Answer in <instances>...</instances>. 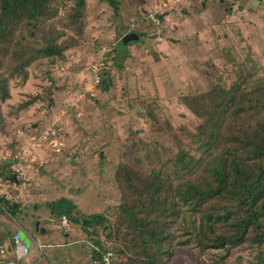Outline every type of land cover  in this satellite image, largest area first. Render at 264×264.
Returning a JSON list of instances; mask_svg holds the SVG:
<instances>
[{"label": "rangeland", "instance_id": "1", "mask_svg": "<svg viewBox=\"0 0 264 264\" xmlns=\"http://www.w3.org/2000/svg\"><path fill=\"white\" fill-rule=\"evenodd\" d=\"M118 1L114 20L105 2L85 0L79 35L57 24V44L71 46L60 57L33 62L25 81L8 79L10 96L0 103V198L20 206L15 218L0 212V232L7 245L19 230L39 238L44 246L41 253L34 246L38 264H59L47 245L66 233L60 244L68 251L66 264L89 259L88 237L72 225L61 228L47 204L66 198L84 214L109 212L114 218L121 197L113 177L119 164L149 173L178 156L195 167L202 163L187 147L197 122L181 97L227 88L242 77L252 89L264 79V0H191L172 10L161 0ZM71 7L73 1L62 3L54 22ZM161 10L168 15L156 28L151 16ZM121 25L144 35L120 48ZM25 34L27 42H40L37 33ZM101 58L113 80L109 92L92 82L91 69ZM5 77L7 67L0 69V80ZM195 219L184 214L179 238H188L184 226ZM34 225L44 232L34 234ZM29 237L24 236L31 242ZM224 254L200 253L190 241L176 247L168 264H264L249 243Z\"/></svg>", "mask_w": 264, "mask_h": 264}, {"label": "trees", "instance_id": "2", "mask_svg": "<svg viewBox=\"0 0 264 264\" xmlns=\"http://www.w3.org/2000/svg\"><path fill=\"white\" fill-rule=\"evenodd\" d=\"M69 1L73 7L54 22L59 6ZM102 1L117 20L119 1ZM84 8L85 0H0V69L7 67V77L0 80V103L9 99L8 79L25 81L33 62L60 57L71 46L57 44L61 33L56 25L81 34ZM24 31L30 37L37 33L40 42H27ZM116 32L121 38L130 33L122 25ZM136 35L140 39L144 33ZM112 86L105 73L98 87L109 92ZM181 101L197 122L187 147L203 158L199 167L179 156L149 173L119 164L113 177L121 197L114 218L109 212L84 214L66 198L47 204L53 217L66 216L97 248L89 245L93 264H100L107 252L112 253L111 264H168L176 247L190 241L200 253L220 250L224 256L249 243L259 249L264 263V79L247 89L242 77L227 88L215 86ZM19 211L20 206L0 198L1 213L15 218ZM188 213L198 224L184 226L188 238L183 240L176 232Z\"/></svg>", "mask_w": 264, "mask_h": 264}, {"label": "built area", "instance_id": "3", "mask_svg": "<svg viewBox=\"0 0 264 264\" xmlns=\"http://www.w3.org/2000/svg\"><path fill=\"white\" fill-rule=\"evenodd\" d=\"M191 0H161L160 4L164 8H167L172 10L173 8ZM160 7V5H159ZM161 8V7H160ZM158 13H167V10H161ZM151 20L153 22V25L156 28L161 27V20L155 16H151ZM158 39L161 40V37L157 35ZM106 58H101V63L95 65L92 67V82L94 85L98 86L103 78V75H105V61ZM60 227L63 229H70V223L66 216H61L59 219ZM90 245V244H89ZM92 249L97 251V248L95 246L90 245ZM40 248V246H38ZM28 255V248L26 245L21 241L20 235L18 232H14L10 236V244L9 248L0 247V264H22V261L27 257ZM111 258L112 253L107 252L102 256V259L100 260V264H111Z\"/></svg>", "mask_w": 264, "mask_h": 264}, {"label": "crops", "instance_id": "4", "mask_svg": "<svg viewBox=\"0 0 264 264\" xmlns=\"http://www.w3.org/2000/svg\"><path fill=\"white\" fill-rule=\"evenodd\" d=\"M168 15V13H166V16ZM165 16V17H166ZM163 19H165V18H163ZM161 45V44H160ZM160 45H159V47H160ZM10 216V215H9ZM37 226V225H36ZM55 228H56V226H54ZM16 232H18L19 233V235H20V239H21V241L26 245V247L28 248V255H27V257L22 261V264H38L39 263V260H35L34 259V256H36L37 255V253H35V248H34V246H36V248L38 249V251H39V253H41V249H42V247L44 246V245H42L39 241H38V239L39 238H31V237H29V233H27L26 231H23V230H19V231H16ZM44 232V230H41V229H39L38 228V226L36 227V229H35V226H34V234H38V233H43ZM3 233L2 232H0V247H5V248H9V244L7 245L6 243L5 244H3L4 243V241H3ZM24 236H28L30 239H31V242H29V241H27L25 238H24ZM67 236H69V233H66V234H63V237L61 238V236L59 237V238H54V239H52L51 241H49L48 242V247H50V249L52 250L51 251V255L53 256V258H55L56 260H57V262L59 263V264H66V261H67V257L66 256H64V254H65V252L67 253L68 251L67 250H64V251H62L60 248L62 247V245H60L61 244V240L62 239H64V238H66ZM54 237H57V236H55L54 235ZM9 243H10V240H9ZM3 245H5V246H3ZM7 245V246H6ZM38 246H40V248L38 247ZM89 252V255H88V257H89V259L87 260V264H93L92 263V261H90L91 260V255H90V250L88 251ZM64 253V254H63Z\"/></svg>", "mask_w": 264, "mask_h": 264}, {"label": "water", "instance_id": "5", "mask_svg": "<svg viewBox=\"0 0 264 264\" xmlns=\"http://www.w3.org/2000/svg\"><path fill=\"white\" fill-rule=\"evenodd\" d=\"M165 16H166V13L165 14H160L157 17L158 18H164ZM153 37H156V36H153ZM138 39L139 38H138V36L136 34H134V33H128V34H126L122 38V40H121V47L120 48H122L123 46H125L127 43L137 41ZM68 161L70 163L74 164V161H73V158L72 157H70L68 159ZM14 180H15V178H14V176H12L11 181L13 182ZM34 226H35V229H36L37 226L36 225H34Z\"/></svg>", "mask_w": 264, "mask_h": 264}]
</instances>
